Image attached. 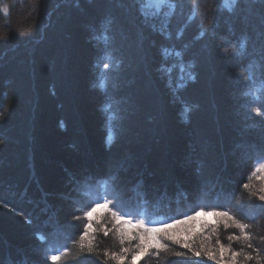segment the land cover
<instances>
[{
    "label": "trees",
    "instance_id": "obj_1",
    "mask_svg": "<svg viewBox=\"0 0 264 264\" xmlns=\"http://www.w3.org/2000/svg\"><path fill=\"white\" fill-rule=\"evenodd\" d=\"M171 3L153 31L132 0H0V264H117L137 241L120 245L112 212L157 228L195 216L136 264H216L218 239L228 264L241 249L237 264H264V0ZM87 178L94 194H77ZM102 179L133 188L126 208ZM225 211L252 248L227 239L241 233Z\"/></svg>",
    "mask_w": 264,
    "mask_h": 264
},
{
    "label": "snow or ice",
    "instance_id": "obj_2",
    "mask_svg": "<svg viewBox=\"0 0 264 264\" xmlns=\"http://www.w3.org/2000/svg\"><path fill=\"white\" fill-rule=\"evenodd\" d=\"M235 2V0H233ZM225 3H227V0H225ZM169 6L170 9L174 11L175 5L171 3V0H132V7L137 8V11L139 12V15L142 17L141 23L143 24L144 28L155 31L157 29V25L155 24V17L158 16L161 12V9L165 6ZM147 9H154L153 11H146ZM7 11V9H5ZM161 34L163 33V29H161ZM244 47L243 42L240 44L239 48L233 47L231 49V54L234 56H239L241 54L240 49ZM167 51V49H165ZM105 68H108L109 65L107 63L104 64ZM242 79L244 81H250L251 80V73L245 72L241 73ZM193 78V77H190ZM253 112H255L258 116H264V112L261 111L260 108H253ZM256 171L258 172H264V164H260ZM245 187H248V185H245ZM260 195L259 199L261 201H264V186H262L260 189ZM255 194V193H253ZM97 207H100L101 205L97 204ZM104 208H108V202L106 201L103 205ZM95 211V208H92L91 211H88L85 213V215L89 218L92 216V212ZM199 214V213H197ZM217 217H223L224 218V227L228 228L230 226L229 222H231V226H234L240 230L241 235L240 236H233L229 235L227 239L229 241L236 240L240 241L241 239L246 243V246L248 248H252L251 244V233L246 232L245 230L248 228V225L241 223L240 221L236 220L232 215H230L227 211L225 212H215L213 213ZM113 220L120 224V228L118 229L120 233V245H124L125 241H128L129 244H131V241L136 240L137 243L134 245V247H122L119 253H113L112 259L117 262V264H125V260L127 259V253L131 252V261L129 264H136L137 257H143L149 253L151 249H162L167 248V245L162 243V240L167 239L171 240L175 243H180L181 241L178 240L174 235L170 234L168 229L175 226V224H185L189 220H194L195 216H186L183 220H177L174 222L173 225H165L163 228H157V227H149L145 225L144 220H138L133 224V221L131 219L125 218L123 215L118 214L117 212L111 213ZM123 225H132V229H125ZM90 226V225H89ZM105 236L108 234L107 231H105ZM85 235H87V228L85 229L84 235L80 236V240L83 241L85 239ZM216 243L219 245L218 252H219V258L214 254L212 250H207L206 255L213 260H216V264H221V262L224 259V253L228 250L225 248V246L220 243L219 239L216 241ZM183 246L185 248H190L191 245L187 242H184ZM83 247V244L81 245ZM89 251H91V242H89ZM243 253V249H241V252H235L233 251L231 253V259L230 264H237V257L240 256ZM108 253H105L107 255ZM179 255V253L177 254ZM197 257L201 255V252L197 251L195 253ZM52 261H58L60 259L59 256L53 255L50 257ZM245 260H252L253 257L250 254H244ZM257 264H261V258L259 256V253H257Z\"/></svg>",
    "mask_w": 264,
    "mask_h": 264
},
{
    "label": "rangeland",
    "instance_id": "obj_3",
    "mask_svg": "<svg viewBox=\"0 0 264 264\" xmlns=\"http://www.w3.org/2000/svg\"><path fill=\"white\" fill-rule=\"evenodd\" d=\"M251 152H253V150H251L250 153ZM246 154L247 153H245V154L242 153V158L243 159H244V157H245ZM97 180L98 179H95L94 180V179H90V178L81 179L80 185L78 183L79 187H77V194L83 195L82 192L86 191V189H88V187H89V189H88L89 193L91 194V192H92L94 194V191L91 188V184L94 183V182H96ZM99 181H100V179H99ZM94 185H95V183H94ZM107 190L110 191V194L109 195L113 199V202L115 204V205L113 204L114 207H116L118 209L126 208L127 200H130L131 197H132L131 193L133 191V188H131V189L127 188V189L119 190V189H117V184L116 183H113L111 181V184L108 185ZM207 218L208 219H212V217L210 215H208ZM51 237L53 239H55V240L56 239L60 240V238L63 237L62 241L63 240L64 241L63 242L60 241L59 242L60 244L65 243L68 240L67 235H64V234H60V235H58L56 237L55 236H51ZM221 263L228 264V262L225 259H223V261Z\"/></svg>",
    "mask_w": 264,
    "mask_h": 264
}]
</instances>
